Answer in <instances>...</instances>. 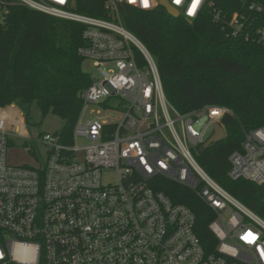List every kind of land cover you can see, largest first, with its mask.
<instances>
[{"label": "built area", "instance_id": "2783aa9c", "mask_svg": "<svg viewBox=\"0 0 264 264\" xmlns=\"http://www.w3.org/2000/svg\"><path fill=\"white\" fill-rule=\"evenodd\" d=\"M168 1L191 19L215 7L213 0ZM16 4L83 24L80 53L99 76L83 92L71 142L61 131L32 137L22 108L0 105V264H264V215L195 156L233 111L180 112L154 56L121 22L120 5L149 11L160 0H106L109 18L77 12L76 0H0V29ZM262 16L264 4L253 0L223 23L230 35L264 44ZM20 140L35 164L9 161ZM229 161L230 178L264 186V125L246 133ZM163 179L213 211L211 251L195 231V213L157 189Z\"/></svg>", "mask_w": 264, "mask_h": 264}, {"label": "trees", "instance_id": "16d2710c", "mask_svg": "<svg viewBox=\"0 0 264 264\" xmlns=\"http://www.w3.org/2000/svg\"><path fill=\"white\" fill-rule=\"evenodd\" d=\"M106 0H76L77 12L109 18ZM189 23L165 8L142 10L120 5L121 22L154 56L167 98L180 112L205 105L226 106L222 123L226 136L199 148V164L222 187L254 212L264 215V186L229 177L230 155L242 149L245 135L264 125V44L228 33L223 18L253 0H213ZM264 4V0H258ZM214 8L220 11L217 19ZM264 26V16L261 17ZM84 25L23 5L12 6L0 29V105L16 103L30 122L32 111L64 120L63 140L71 142L84 105L83 92L93 76L83 68L80 53ZM157 189L196 215L195 231L211 251L217 238L210 229L213 211L191 190L169 180Z\"/></svg>", "mask_w": 264, "mask_h": 264}, {"label": "rangeland", "instance_id": "374dc122", "mask_svg": "<svg viewBox=\"0 0 264 264\" xmlns=\"http://www.w3.org/2000/svg\"><path fill=\"white\" fill-rule=\"evenodd\" d=\"M83 68L86 72H89L92 76H99L97 68L94 67L91 61L85 60ZM64 120L59 116L52 113L48 114L46 117H42L39 110L34 109L32 111L30 122H28V127L30 129L32 137L38 136L40 133H57L60 132L64 127ZM23 140H20V144L12 147L8 152L9 161L12 164H35V160L30 153L24 150L22 146ZM83 143V142H82ZM41 149L39 146H35V150Z\"/></svg>", "mask_w": 264, "mask_h": 264}, {"label": "water", "instance_id": "95a60500", "mask_svg": "<svg viewBox=\"0 0 264 264\" xmlns=\"http://www.w3.org/2000/svg\"><path fill=\"white\" fill-rule=\"evenodd\" d=\"M160 5L165 8V10L173 17H179L180 12L179 10L174 7L168 0H160ZM74 7V3L72 4ZM189 23L193 22V19L187 18ZM226 136L225 129L222 127L220 123L214 124V133L210 136V138L203 144V148H208L215 142L223 139Z\"/></svg>", "mask_w": 264, "mask_h": 264}, {"label": "snow or ice", "instance_id": "6c2138e0", "mask_svg": "<svg viewBox=\"0 0 264 264\" xmlns=\"http://www.w3.org/2000/svg\"><path fill=\"white\" fill-rule=\"evenodd\" d=\"M145 4L147 3V0H144Z\"/></svg>", "mask_w": 264, "mask_h": 264}]
</instances>
